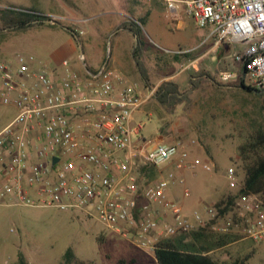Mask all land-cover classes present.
Listing matches in <instances>:
<instances>
[{
  "label": "built area",
  "instance_id": "built-area-1",
  "mask_svg": "<svg viewBox=\"0 0 264 264\" xmlns=\"http://www.w3.org/2000/svg\"><path fill=\"white\" fill-rule=\"evenodd\" d=\"M154 1L172 16L183 12L196 27L208 29L215 47H234L230 62L240 65L247 86L264 91V0ZM29 60L17 54L13 63L0 61V104L17 111L0 131V205L82 210L115 233L130 234L143 250L153 251L158 241L193 231L204 215L214 221L217 234L242 225L245 239L264 242V201L258 195H241L224 217L203 205L192 212V220L167 198L168 186L183 182L177 173L195 169L200 161L191 160L180 143L145 142L142 124L133 115L153 92L143 100L130 86L114 98V70L103 65L81 76L66 61L64 76L55 83L45 70H32ZM240 70L220 71L218 80H237ZM32 130L39 131L37 151H29ZM140 163L156 169L172 165L174 170L143 183ZM151 205L167 211L171 220H157Z\"/></svg>",
  "mask_w": 264,
  "mask_h": 264
},
{
  "label": "rangeland",
  "instance_id": "rangeland-1",
  "mask_svg": "<svg viewBox=\"0 0 264 264\" xmlns=\"http://www.w3.org/2000/svg\"><path fill=\"white\" fill-rule=\"evenodd\" d=\"M27 7H39L42 12L53 13L50 19H55L56 28L42 26L29 32L3 30L0 21V61L13 63L20 54L30 59L32 69L47 71L61 70L63 61H71L80 52L76 41L60 29L63 26L76 31L86 28L88 36L94 38L91 30L94 23L100 29L115 25L117 28L112 29L117 30L123 24L145 17L142 38L152 52L147 55L151 61L148 72L151 69L159 71L166 64L165 72L180 74L177 84L181 94L169 100L168 106L160 105L152 94L148 102L134 113L133 121L142 124L140 133L147 144L180 143V148L189 153L190 159L200 161L195 169L179 172L183 182L171 183L165 191L167 198L180 206L192 220L194 210L201 211L203 205L215 204L212 201L222 194L221 197L238 190L243 173L238 169L237 146L243 136L251 132L254 123L262 121L258 107L259 104L264 106V98L245 95L232 86L236 80L229 82L227 88L218 89L208 87L205 78L195 79L194 85H189L192 75L210 70L205 64L212 60L219 62V71H234L235 67L229 61L234 47L222 44L215 48V52H208L214 44L207 38L208 29L196 27L182 12L174 18L154 0H0V10ZM76 14L90 19L84 26L73 25L64 19ZM102 33L97 30L96 34L102 37ZM112 36L105 35L104 40L108 38L105 43L114 48L117 38L111 39ZM199 44L201 49L198 51ZM122 50L114 49L112 60ZM90 51L96 53L97 50ZM197 53L207 54L201 59V70L192 74L189 71L191 66H186L192 61L191 55ZM16 113L12 106L0 104V131L12 122ZM205 160L213 164L210 171L204 169L205 162H208ZM142 166L149 165L140 163L139 168ZM173 170L172 165L154 168L150 179L140 177L141 182H154ZM193 225L197 229L201 224ZM246 242L249 243L247 247L241 243L229 247L226 252L230 256L228 261L241 260L249 254L243 264H264V242ZM68 248L72 249L77 264H120V261H123L121 264H156L153 251L136 247L130 234L123 237L115 233L93 214L87 215L82 210L62 211L49 206L0 205V264H15L18 252L29 264H61Z\"/></svg>",
  "mask_w": 264,
  "mask_h": 264
},
{
  "label": "trees",
  "instance_id": "trees-1",
  "mask_svg": "<svg viewBox=\"0 0 264 264\" xmlns=\"http://www.w3.org/2000/svg\"><path fill=\"white\" fill-rule=\"evenodd\" d=\"M51 19L47 16L38 14L34 10L27 9H2L0 10V21L3 24V30L9 29L14 31H27L33 26H46L56 28V23L48 24ZM145 23V17L133 23L123 24L122 28L128 30L136 39V48L133 52L134 57L138 53V46L142 44L141 27ZM67 32L77 37L78 34L70 27H62ZM178 58L177 55H174ZM218 70H205L198 75H192L189 85H194L195 79L203 80L205 78L208 87L212 89L227 88L228 83H222L218 80ZM233 87L238 88L241 92L251 98H264V91H257L245 84V79L242 70L239 71V76ZM178 84L174 81H166L160 83L153 91L155 100L162 106H168V101L176 98L179 95ZM258 110L261 114L262 121H256L250 133L243 136L241 143L237 146V156L239 159L238 169L243 173L240 187L235 193H229L220 198L213 207L218 212L219 216L232 212L233 205L241 195H258L264 201V106L259 104ZM138 175L150 179V174H154V167L142 166L138 169ZM148 182V181H147ZM145 182V183H147ZM201 228L194 229L189 233L180 234L181 236L171 237L158 241L153 249V255L156 264H224L218 259L209 254V250L199 248L197 243H200ZM224 235H218L220 238ZM220 244V242H219ZM250 257L249 254L241 260H236L234 264H243ZM123 261H120V264ZM15 264H29L21 252L17 253V261ZM61 264H77L75 255L71 248H68L62 257Z\"/></svg>",
  "mask_w": 264,
  "mask_h": 264
},
{
  "label": "crops",
  "instance_id": "crops-1",
  "mask_svg": "<svg viewBox=\"0 0 264 264\" xmlns=\"http://www.w3.org/2000/svg\"><path fill=\"white\" fill-rule=\"evenodd\" d=\"M24 9L34 10L38 14L43 15V16L46 15L49 18H52L51 16L54 15L51 12H49V13L42 12L41 8H39V7L38 8L27 7ZM76 15L78 16V14H76ZM77 16L73 15V16H69V17H65V18L63 17V18L66 19V21H68L69 23H71L73 25L74 24L75 25L76 24H83V26H84L85 22L88 19H90V18H81V17H79V16L77 17ZM173 17L176 18L175 16H173ZM48 24H50V25L55 24V20L52 21V19H51L48 22ZM96 26H97V23H94L91 26V28H92L91 30L94 33V38H91L90 36H88V31L86 28L84 30H80V31L74 30V32L76 34H78L80 42L77 41L76 36L67 32L63 28H60L61 30L67 32L70 35V37L72 38V40L76 41V44H78L79 48H80V52L78 54V57H73L71 59V61H69V62L67 60H65L68 63V68L71 71L76 72L81 76H84L86 71L95 73L101 66L107 65L110 69L114 70L118 75V79L114 81V92H113L114 98L118 97L119 93L123 89H125L126 87L135 86L136 92L139 95V97L142 98L143 100H145L151 94V92H153L155 90V88L160 83L166 82V81H171V80L176 82V83L180 82V80H179L180 77H178V76H180V74L172 75V74H168L167 72H165L166 71V64L161 66L160 67L161 69L159 71L157 69V71L154 72L151 69V71L148 72L147 68L151 67V63H150L151 61L147 55H149L152 52L150 51L149 48H147L145 46L142 37H141L142 44L139 46L140 50L138 49L139 51L136 54V57H134L133 52L136 48V39H135V37L132 36V34L128 30L123 29L122 27H119L117 30H114L112 28H115L116 27L115 25H114V27L113 26H111L109 28L103 27L101 29L99 27L97 28ZM38 27H42V26H33L32 28H38ZM29 30H27V31L29 32ZM97 30H101V33L103 32L102 37H99V35L96 34ZM113 31H114V33L112 34L111 32H113ZM80 35H83V36L80 37ZM105 35H108V37L113 35L111 37V39H113L114 37L117 38L116 43H113L114 48L112 47V44H110L108 47V43L107 44L105 43L108 39L107 38L106 40H104ZM200 44L198 45V49H197L198 51L201 49ZM215 48H217V47H215V45L213 44L208 52H215L217 50ZM92 49H96L97 50L96 53H92L90 51ZM114 49L120 50V51H121V49H123V50L120 54L116 55L114 60H112V53H113ZM70 50H73L72 47ZM206 54L207 53H204L203 55H201V53H197L195 55H191V56H193L192 61L186 67L189 68L191 66L189 71L192 72V74L197 73L201 70V59ZM80 57L83 58V61L80 60ZM65 61H63V63ZM213 62H214V60H212V62L209 64H205V68L210 69L212 71H214V70L219 71V69H220L219 62H217V63L216 62L213 63ZM233 65L235 67V68H233L235 71L240 70V65H236V64H233ZM64 69L65 68L63 66V68L61 70H52V71L45 70V71L47 72L49 77H51L55 81V83H59L64 76ZM163 69H165V71ZM32 70H39V69H32ZM185 70H186V68L183 70V72H185ZM149 85H151V86H149ZM148 100H149V98L144 103H147ZM144 103H143V105H144ZM63 111L65 114H69V115L73 114V116H74L73 118H78L77 117L78 115H75L74 112L69 110V109H65ZM38 134H39V131H37V130L31 131L30 137L32 139L33 144L31 146V148L29 149V151H37L38 150V147H39V143L37 141ZM142 137L144 139L143 135H142ZM189 158H190V156H189ZM191 160H193V159H191ZM205 161H208V160H205ZM208 162H209V164L212 163L210 161H208ZM211 165H213V164H211ZM177 175L179 176L180 173H177ZM211 178H214V177L211 176ZM221 196H219L217 199L213 200L212 203H216L220 198H222ZM213 205L214 204H212L211 206H213ZM150 209L153 210V213H154L153 215L157 220H169L170 221L169 213L167 211H165L162 208L155 206V205H151ZM157 210H158V212H155ZM182 213H183V216L185 218L190 219L183 212V209H182ZM213 223H214V221H208L207 217L204 215L201 225L198 226V228H201V231H204V232H202L200 243H197V246H199V248H201V250L202 249L209 250V254H211L214 258L218 259L221 263L234 264L235 261H233V262L228 261V260H230L229 259L230 256H228L226 252L229 250V247L234 246L237 243H241L245 247L249 246V243L246 242L247 239H245V237L243 235V226L239 225V226L234 227L233 230H231V232L224 234V236H222L220 238V241H219V240H217L216 237L220 234H217L214 232V230L212 228ZM176 236L179 237L181 235L176 234L173 237H176ZM219 242H220V244H219ZM260 243H262V242H260Z\"/></svg>",
  "mask_w": 264,
  "mask_h": 264
},
{
  "label": "water",
  "instance_id": "water-1",
  "mask_svg": "<svg viewBox=\"0 0 264 264\" xmlns=\"http://www.w3.org/2000/svg\"><path fill=\"white\" fill-rule=\"evenodd\" d=\"M57 162V159L56 158H54V161H53V163H56Z\"/></svg>",
  "mask_w": 264,
  "mask_h": 264
}]
</instances>
